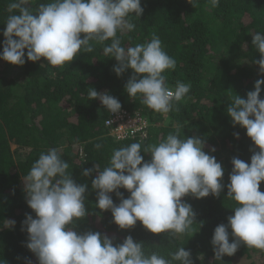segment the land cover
I'll return each instance as SVG.
<instances>
[{"label":"trees","instance_id":"16d2710c","mask_svg":"<svg viewBox=\"0 0 264 264\" xmlns=\"http://www.w3.org/2000/svg\"><path fill=\"white\" fill-rule=\"evenodd\" d=\"M11 2L0 0V44ZM47 2L31 0L30 7L35 11ZM141 7L144 11L139 18L134 14L128 17L134 30L118 32L117 36L122 46L129 47L149 42L156 35L163 50L176 61L175 69L163 73L166 84L174 88L179 81L191 88L167 114L153 112L139 95L128 96L125 84L131 70L117 77L113 72L116 61L103 53L111 40L104 44L90 41L92 52L81 51L63 67H52L43 58L22 66L0 60V264H26L25 258L37 264L25 247L27 233L21 230L26 214L35 218L26 203L23 178L39 155L50 148H56L68 162L74 182L88 186L85 208L89 214L74 222L76 232L98 231L115 237L114 243L130 235L134 241L143 242L146 253L156 252L166 259L184 247L190 251L193 264H264V252L244 245L233 256L214 260L210 243L214 228L226 224L236 206L226 196V188L218 197L183 198L195 212L194 223L184 234H152L139 221L130 229L120 230L112 223L110 211L96 208V191L91 188L96 172L87 177L82 172L95 164L102 171L114 150L131 143L141 144V155L148 161L151 155L143 150L170 133L178 132L181 139L201 137L206 141L204 151L215 147L211 154L225 170V185L231 160L236 157L250 162L252 151H258L246 130L232 125L226 109L234 95L246 98L255 81L264 78L254 63L260 54L251 42L256 32L264 33V0H220L215 8L209 0H198L196 7L187 0H141ZM90 89L98 93L107 90L119 100L121 109L140 114L147 122L145 137L117 141L110 136L104 128L108 110L99 99H89ZM261 89L260 97L264 98V85ZM11 144L30 151L18 154L11 150ZM119 191L124 198L129 195L124 189ZM260 191L264 192V181ZM110 195L119 204L116 195ZM8 220L16 221L14 228L6 226Z\"/></svg>","mask_w":264,"mask_h":264},{"label":"clouds","instance_id":"9594fccd","mask_svg":"<svg viewBox=\"0 0 264 264\" xmlns=\"http://www.w3.org/2000/svg\"><path fill=\"white\" fill-rule=\"evenodd\" d=\"M209 2L215 8L220 0ZM30 3L31 0H13L9 4L0 60L22 66L26 61L35 63L43 58L52 67H63L81 51L92 52L90 41L104 44L111 40L103 47V53L116 61L113 72L117 77L131 70L125 84L130 98L139 95L153 112L167 114L175 102L189 93L190 84L178 81L174 88L166 84L163 73L175 69L176 61L163 50L158 36L153 35L143 44L122 46L117 33L134 30L128 17L142 15L141 0H49L35 11ZM187 3L196 7L198 0ZM251 42L260 54L254 63L264 77V33L256 32ZM262 85L264 78L257 79L246 98L234 95L226 109L232 125L245 129L258 149L252 151L250 162L236 157L231 160L226 185L225 170L211 154L215 147L206 152V141L201 137L181 139L178 132L170 133L157 145L143 150L151 155L148 161L141 155V144L131 143L114 150L102 171L95 164L82 172L85 177L96 172L91 181V188L96 191V208L110 211L112 223L120 230L130 229L139 221L152 234H184L194 223L195 212L183 198L218 197L226 188V196L236 206L227 223L214 228L210 241L214 260L233 256L241 245L264 252V192L260 191L264 181ZM88 97L99 99L110 113L121 109L119 100L107 90L98 93L90 89ZM105 123L111 125L112 121ZM235 138H239V133ZM68 169L60 152L50 148L39 155L23 178L26 203L35 218L26 214L21 230L27 233L25 247L35 255L37 264H193L190 251L184 247L166 259L156 252L146 253L143 242L134 241L130 235L114 243L115 237L98 231L73 230L74 222L89 214L85 208L88 186L74 182ZM119 189L129 193L127 198ZM112 193L119 204L114 203ZM6 222L7 227H15V220ZM25 261L31 264L27 258Z\"/></svg>","mask_w":264,"mask_h":264},{"label":"built area","instance_id":"2783aa9c","mask_svg":"<svg viewBox=\"0 0 264 264\" xmlns=\"http://www.w3.org/2000/svg\"><path fill=\"white\" fill-rule=\"evenodd\" d=\"M106 120H111V125L106 124ZM146 120L138 113H129L120 109L117 113L108 111L104 120V128L109 131L110 136L115 140H125L134 137H145ZM34 258L36 259L35 255ZM37 261V259H36Z\"/></svg>","mask_w":264,"mask_h":264},{"label":"rangeland","instance_id":"374dc122","mask_svg":"<svg viewBox=\"0 0 264 264\" xmlns=\"http://www.w3.org/2000/svg\"><path fill=\"white\" fill-rule=\"evenodd\" d=\"M10 147H11V150L12 151H17V153L18 154H22V155H25V154H27L29 151H30V149H23V148H18L16 145H14V144H11L10 145Z\"/></svg>","mask_w":264,"mask_h":264}]
</instances>
